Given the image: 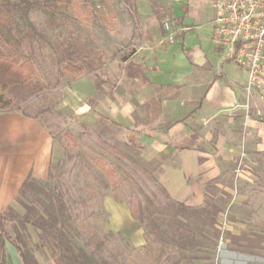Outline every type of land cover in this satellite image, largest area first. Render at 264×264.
<instances>
[{
  "label": "crops",
  "instance_id": "crops-1",
  "mask_svg": "<svg viewBox=\"0 0 264 264\" xmlns=\"http://www.w3.org/2000/svg\"><path fill=\"white\" fill-rule=\"evenodd\" d=\"M133 8L130 53L74 78L67 105L86 123L103 117L117 124L139 146L138 157L155 162L157 180L173 200L201 207L236 187L241 192L264 173V92H248L245 69L214 47L209 0H136ZM51 146L37 119L0 112V212L28 174H45ZM103 204L110 229L136 246L145 243L126 205L110 195ZM5 249L13 264H22L13 246Z\"/></svg>",
  "mask_w": 264,
  "mask_h": 264
},
{
  "label": "rangeland",
  "instance_id": "rangeland-1",
  "mask_svg": "<svg viewBox=\"0 0 264 264\" xmlns=\"http://www.w3.org/2000/svg\"><path fill=\"white\" fill-rule=\"evenodd\" d=\"M107 1L109 7L102 0H74L70 6L53 2L52 17L42 8L29 12L45 39L25 34L19 44L22 52L31 55L37 73L33 82L40 88L21 103L20 111L36 117L51 134L52 146L45 174L34 177L26 197L46 198L53 204L60 198L64 207L57 225L95 264H264V173L257 172L259 178L241 192L236 187L233 195L213 203L208 209L212 215L197 218L187 212L186 226L179 228L170 220L172 208L155 180V162L141 160L119 127L99 119L86 123L67 105L73 79L67 71L59 73L67 60L77 54L98 67L115 64L132 49L136 0ZM14 19L26 31L17 15ZM99 158L116 172L114 189L96 163ZM106 195L142 220L143 245L136 246L120 230L110 229L103 204ZM11 207L24 212L16 198ZM236 225L239 231L233 233ZM22 234L21 248L38 264H57L58 249L48 246L49 235L28 224ZM6 256L12 262L7 251Z\"/></svg>",
  "mask_w": 264,
  "mask_h": 264
},
{
  "label": "trees",
  "instance_id": "trees-1",
  "mask_svg": "<svg viewBox=\"0 0 264 264\" xmlns=\"http://www.w3.org/2000/svg\"><path fill=\"white\" fill-rule=\"evenodd\" d=\"M102 1L109 7L107 0ZM53 2H60L66 6H70L74 0H0V111H20L22 109L21 103L26 102L30 95L40 90L39 85L33 82L37 73L31 55L22 52L19 44L25 34L34 38L45 39V36L29 18V12L33 9L42 8L47 15L52 17L53 12L50 9V5ZM15 15L24 23L26 31L19 27L17 20L14 19ZM8 16L13 18L10 20ZM76 55L74 54L73 59L67 60L63 64L62 70L59 71L61 75L64 74V71H67L71 74L72 79H74L83 72L94 71L101 66L95 67L92 65L91 60H87L81 55ZM23 114L31 116L27 113ZM32 117L36 119L35 116ZM99 120L118 127L117 124L107 118L101 117ZM129 144L138 154L139 146L130 139ZM96 163L103 174L111 180V185L114 189L117 185L115 170L100 158L96 160ZM155 166L157 165L155 164ZM155 180L172 208L170 220L176 222L179 228L186 226L184 221H186L187 212L192 213L197 218H201L203 213H207L210 216L212 212L208 209L211 208V205H214L213 203L218 204L222 200L207 199L204 206H187L173 200L159 184L157 176ZM34 181H36L35 178L31 174H28L21 182L15 195V198L24 207L23 213H18L11 206L5 207L0 212V264H12L6 256L5 245L7 243L16 250L22 264H38L34 256L26 248H21L20 246V242L23 241L21 239V236H23L22 231L25 230L27 224L51 237L49 239L51 243L48 246L51 248V244H53V247L56 246L58 249V254H55L57 264H95L96 262L93 261L91 255L81 248H76L71 239L68 240L64 237L62 226L57 225V222L62 221L61 208L64 207V203L60 198L53 204L46 198L29 200L26 197L28 191L34 186ZM113 196L118 200L115 192ZM131 216L141 225L142 220L140 218H137L132 212ZM10 230H13L15 235H12ZM172 264L179 263L174 261Z\"/></svg>",
  "mask_w": 264,
  "mask_h": 264
},
{
  "label": "built area",
  "instance_id": "built-area-1",
  "mask_svg": "<svg viewBox=\"0 0 264 264\" xmlns=\"http://www.w3.org/2000/svg\"><path fill=\"white\" fill-rule=\"evenodd\" d=\"M209 7L214 47L223 59L245 69L248 92H264V0H209ZM163 27L171 42L174 32L166 21ZM240 168L239 163L236 171Z\"/></svg>",
  "mask_w": 264,
  "mask_h": 264
}]
</instances>
